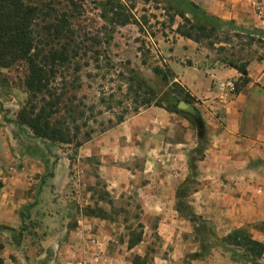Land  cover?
Returning <instances> with one entry per match:
<instances>
[{
	"label": "rangeland",
	"instance_id": "rangeland-1",
	"mask_svg": "<svg viewBox=\"0 0 264 264\" xmlns=\"http://www.w3.org/2000/svg\"><path fill=\"white\" fill-rule=\"evenodd\" d=\"M108 1H32L38 11L32 32L36 48L31 54L64 46L71 53L70 62L58 67L37 96L26 85V59L0 65V181H26L11 194L13 210L0 209V264H62L67 255L88 264H189L213 249L231 255L229 248H218L217 237L209 235L206 224H197V237L182 219L176 233L162 232L161 219L146 215L134 193L109 190L94 160L81 157L79 148L87 142L86 133L99 136L121 118L147 108L135 111L144 99L184 102L189 92L173 69L218 68L230 59L264 58V39L259 40L255 28L242 25L254 31L255 42L244 35L212 47L208 41L180 36L176 29L181 19L173 21L160 0H112L117 7L114 14ZM58 18L67 21L65 25ZM123 19L129 22L123 24ZM156 67L168 81L154 72ZM131 77L142 88L131 83ZM48 91L64 93L55 118L65 117L70 108L78 117L81 130L69 142L40 137L24 120L28 114L35 117L50 101ZM188 105L186 109L196 107L194 102ZM46 181L56 195L53 203L42 190ZM70 241L84 245H75L74 253L64 250Z\"/></svg>",
	"mask_w": 264,
	"mask_h": 264
},
{
	"label": "crops",
	"instance_id": "crops-1",
	"mask_svg": "<svg viewBox=\"0 0 264 264\" xmlns=\"http://www.w3.org/2000/svg\"><path fill=\"white\" fill-rule=\"evenodd\" d=\"M193 1L211 15L264 30V0H260L262 13L248 0ZM246 61L248 82L238 92L220 87L221 82L236 83L240 78L230 66H186L179 72L172 68L201 111L204 148L199 147L198 130L187 116L157 106L143 109L79 148L81 157L94 160L109 190L134 193L146 215L161 219L162 232L176 233L182 219L197 237L196 226L203 223L209 235H216L218 248H229L233 255L213 249L189 264H245L225 240L237 230L264 244V58ZM25 182L0 181L1 210H13L12 195ZM46 183L42 190L53 203L56 195L50 192V181ZM75 245L84 244L70 241L64 250L73 252ZM62 264L88 262L67 255ZM251 264H264V254Z\"/></svg>",
	"mask_w": 264,
	"mask_h": 264
},
{
	"label": "trees",
	"instance_id": "trees-1",
	"mask_svg": "<svg viewBox=\"0 0 264 264\" xmlns=\"http://www.w3.org/2000/svg\"><path fill=\"white\" fill-rule=\"evenodd\" d=\"M0 65L4 64L6 60H18L26 59L28 63V75L26 77V85L34 96L42 92L44 88L48 87L51 83L52 77L57 74L58 67L64 66L70 62V49L66 46L63 49L51 50L44 53L31 54L32 50L36 48L32 39L33 25L36 20L35 12L38 11V7L33 6L34 0H0ZM164 4V8L168 14L172 17L173 21L176 17L181 19L178 23L177 33L187 39H191L197 43L209 42V45L214 47L216 42L228 41L233 37H243L244 35L255 42L257 39L254 37L253 30H244L242 27L235 24L234 21L224 20L216 15H211L207 11L193 0H160ZM32 4V5H31ZM113 4V5H112ZM111 14L116 13V6L114 1L109 0L107 3ZM62 18V17H61ZM58 18L63 21V19ZM128 19H123V24L128 23ZM30 25L32 26L30 28ZM59 34L62 35L63 30L61 27ZM255 32L260 33V39L264 38V30H257ZM223 36V40L220 39ZM213 39H217L215 41ZM248 61L230 59L225 64L232 68H235L240 73V78L236 81V92L248 82ZM6 64V63H5ZM154 72L158 75H162L163 79L168 81V75L161 69L156 67ZM172 75L173 72L171 73ZM131 83L138 85L142 88V84L130 78ZM173 84L176 82L171 80ZM49 92L50 101L39 112L32 117L28 114L24 119L34 129L35 133L40 137H47L51 142H69L71 136L78 134L81 127L76 124L78 117L73 113L72 108L68 109L65 117L55 118V114L59 111L60 100L64 93H51ZM31 94V95H32ZM183 101L188 104L195 102V99L185 93ZM178 102H169L164 104L155 99H144L137 105L135 111L138 112L141 106H157L165 108L170 112L182 113L192 122L197 128L199 139L201 144L199 147L204 148L206 141L205 134V122L202 118L201 111L193 107L192 109H180ZM0 108L2 110V104L0 102ZM30 116V117H29ZM81 117V115H80ZM7 121H9L7 119ZM124 121L121 118L118 123ZM21 124V123H19ZM85 141L92 138L91 133H86ZM82 143L80 142V145ZM235 247L234 256L239 260L255 262L261 258L264 254V244L257 240H254L245 230H237L233 234L229 235L225 239Z\"/></svg>",
	"mask_w": 264,
	"mask_h": 264
},
{
	"label": "built area",
	"instance_id": "built-area-1",
	"mask_svg": "<svg viewBox=\"0 0 264 264\" xmlns=\"http://www.w3.org/2000/svg\"><path fill=\"white\" fill-rule=\"evenodd\" d=\"M254 7L255 9L259 12L262 13V5L260 0H248ZM220 87L223 89H228L231 92L236 91V83L233 80H227L225 82L220 83Z\"/></svg>",
	"mask_w": 264,
	"mask_h": 264
},
{
	"label": "water",
	"instance_id": "water-1",
	"mask_svg": "<svg viewBox=\"0 0 264 264\" xmlns=\"http://www.w3.org/2000/svg\"><path fill=\"white\" fill-rule=\"evenodd\" d=\"M188 106H189V105L186 104L185 102H180V103H179V108H180V109H186Z\"/></svg>",
	"mask_w": 264,
	"mask_h": 264
}]
</instances>
